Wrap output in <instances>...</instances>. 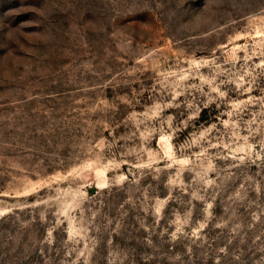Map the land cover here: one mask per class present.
<instances>
[{
    "label": "rangeland",
    "instance_id": "rangeland-1",
    "mask_svg": "<svg viewBox=\"0 0 264 264\" xmlns=\"http://www.w3.org/2000/svg\"><path fill=\"white\" fill-rule=\"evenodd\" d=\"M0 264H264V0H0Z\"/></svg>",
    "mask_w": 264,
    "mask_h": 264
}]
</instances>
